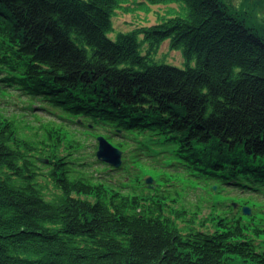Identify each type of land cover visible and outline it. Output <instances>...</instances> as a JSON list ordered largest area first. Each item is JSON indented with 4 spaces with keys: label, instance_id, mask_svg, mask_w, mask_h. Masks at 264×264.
Listing matches in <instances>:
<instances>
[{
    "label": "trees",
    "instance_id": "obj_1",
    "mask_svg": "<svg viewBox=\"0 0 264 264\" xmlns=\"http://www.w3.org/2000/svg\"><path fill=\"white\" fill-rule=\"evenodd\" d=\"M146 1L183 6L114 40L128 0H0V264H264V205L232 197H264V0ZM168 38L186 68L152 60ZM81 128L122 165L88 173Z\"/></svg>",
    "mask_w": 264,
    "mask_h": 264
},
{
    "label": "rangeland",
    "instance_id": "obj_2",
    "mask_svg": "<svg viewBox=\"0 0 264 264\" xmlns=\"http://www.w3.org/2000/svg\"><path fill=\"white\" fill-rule=\"evenodd\" d=\"M235 3H241L243 0H230ZM127 4L131 8L128 12L121 9L117 12L116 16L113 18L114 28L109 33L110 38L116 40L120 33H127L132 31L133 29L141 26H150L153 24H156L158 22H161L163 19L174 16L179 14V11L182 9V3L180 2H171L167 4H150L146 0H128ZM264 12V10H263ZM264 15V14H263ZM258 22L262 25H264V17H260ZM143 38V37H142ZM171 40L168 38L166 39L161 47L160 50L157 53H153L152 60L158 63H167L174 66H178L181 68H186L188 66L187 60L184 56V53L180 49H172L170 46ZM145 52V51H144ZM193 65L195 62L192 63ZM23 105H27L26 102H23ZM21 103L17 101L16 98L12 97L11 95H3L0 94V108L5 111V113H11L15 110V107ZM34 107L35 111L37 113L36 116H32L29 113H18L17 120L19 122V128L23 130L25 135L29 137L33 142H36V146L40 145L41 135L37 134L38 132H41L42 127L40 124L44 121L53 119L55 116L51 115V110L42 109L38 106ZM24 112V111H20ZM21 114H27V116H20ZM53 116V117H52ZM57 123V122H55ZM78 127H74V130ZM82 132L79 133L78 137L80 138V141H82V147H81V155L80 159L94 162V165L91 167H88L87 172L88 173H96L97 169H105V165L108 166L110 170H113L115 166L110 165L109 163L100 160L97 157V151L99 147V140L94 133H91L90 131H87L85 128H81ZM78 132V131H76ZM99 160V162H95ZM139 177L140 180L137 182L138 185L147 184V185H153L156 183L155 175L160 174L161 170L158 167H155L149 163L147 160H142L139 162ZM115 173L116 172H112ZM117 175V174H116ZM150 176L153 179L152 183L146 182V177ZM51 191H54L53 186L49 185ZM186 188V187H185ZM192 193L189 194L187 197L190 199V202H195L199 197H205V192L202 190H198L197 193H194L193 190L188 189ZM195 194V195H194ZM236 197L237 195L240 198H244L247 200L252 201H261L264 205V197L255 196L253 194H247V193H235L233 192ZM250 214H252V209L249 205ZM191 208H194L193 206H190ZM256 211H262V208L254 207ZM264 213V212H263ZM260 220L264 222V218L260 217Z\"/></svg>",
    "mask_w": 264,
    "mask_h": 264
},
{
    "label": "water",
    "instance_id": "obj_3",
    "mask_svg": "<svg viewBox=\"0 0 264 264\" xmlns=\"http://www.w3.org/2000/svg\"><path fill=\"white\" fill-rule=\"evenodd\" d=\"M99 148L97 151V156L98 158L102 159L103 161L109 163L112 166L115 167H120L122 165V151L111 144L107 138L104 136H100L99 138ZM41 161L47 162L48 160L45 158H40ZM146 182L147 183H152L153 179L150 176L146 177ZM244 212L246 214L250 213L249 207L245 206L244 207Z\"/></svg>",
    "mask_w": 264,
    "mask_h": 264
}]
</instances>
